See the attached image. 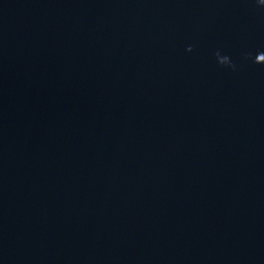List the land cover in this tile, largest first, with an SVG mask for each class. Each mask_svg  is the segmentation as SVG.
I'll return each mask as SVG.
<instances>
[{
    "label": "water",
    "instance_id": "water-1",
    "mask_svg": "<svg viewBox=\"0 0 264 264\" xmlns=\"http://www.w3.org/2000/svg\"><path fill=\"white\" fill-rule=\"evenodd\" d=\"M0 264H264V0H0Z\"/></svg>",
    "mask_w": 264,
    "mask_h": 264
}]
</instances>
